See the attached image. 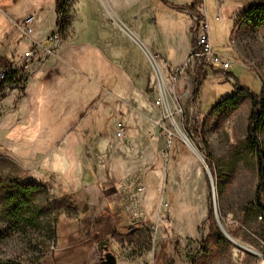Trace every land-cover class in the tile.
Returning a JSON list of instances; mask_svg holds the SVG:
<instances>
[{
	"label": "rangeland",
	"instance_id": "1",
	"mask_svg": "<svg viewBox=\"0 0 264 264\" xmlns=\"http://www.w3.org/2000/svg\"><path fill=\"white\" fill-rule=\"evenodd\" d=\"M69 1L60 35L55 0H0V84L13 78L0 87V264H100L98 245L104 240L118 264H264L259 163L249 140L252 99L223 108L204 130L205 119L238 84L257 95L264 91V25L244 17L257 0H205L214 52L232 68H201L190 54L174 83L176 67L164 71L159 58L162 75L152 66V94L132 91L138 77L130 78L124 64L98 48V39L104 45L116 40V53L128 57V64H150L109 1ZM167 1L176 9L154 0L155 18L174 65L178 52L171 39L176 32L185 35L192 22L185 10L197 0ZM31 16L34 33L27 36L23 25ZM161 85L170 94L168 109L157 105ZM133 97L139 106L131 104ZM172 118L204 161L179 136ZM84 136L83 157L98 167L91 172L115 185L109 189L111 207L90 216L81 214L72 190H62L53 175L81 180L77 169L69 171L68 160L77 163L73 151ZM257 146L264 150V127ZM206 167L226 231L257 254L221 233ZM30 181L46 190L31 207L14 210L12 186ZM217 232L228 242H220Z\"/></svg>",
	"mask_w": 264,
	"mask_h": 264
},
{
	"label": "crops",
	"instance_id": "2",
	"mask_svg": "<svg viewBox=\"0 0 264 264\" xmlns=\"http://www.w3.org/2000/svg\"><path fill=\"white\" fill-rule=\"evenodd\" d=\"M56 1V0H55ZM111 4V7L117 13L119 19L129 27V32L131 33L128 35L130 39L139 47L142 52L145 54L149 61V65L146 68L141 67L134 61L129 60L128 64V57H124L121 54L116 53V47H118V42L113 40L112 42L108 41L109 43L104 45L106 41L102 39H98V48L104 49L108 55H111L114 61L120 62L124 64V69L128 76L135 79L138 77V84L136 89H132V91L140 92L145 91L147 93H155L156 87L153 85L152 82V64L150 62V55H159L162 59V68L164 71H168L171 68L182 66L186 63V59L192 52L195 33H196V23L194 17L198 14V0L194 3L192 9L185 10L186 13H189L192 16V22L187 25L185 30V35L179 34L178 32L175 33L174 40L171 39V45L176 48V52H178V61L173 65L172 62L170 63L168 60V48H167V41L165 40V33L162 30L155 18V11H156V4L154 0H108ZM167 4L170 5L171 9H176L172 7L170 2L167 0H163ZM178 7V6H177ZM184 9V8H183ZM110 12V11H108ZM116 15V14H115ZM114 15V17H115ZM112 16V15H111ZM176 17V15H175ZM177 18V17H176ZM219 18V17H218ZM115 19V18H114ZM138 25V26H137ZM143 28V29H142ZM89 43V42H88ZM87 43V44H88ZM91 44V43H89ZM96 43H92L93 45ZM94 49V47H92ZM110 57V56H109ZM122 57V59H120ZM82 88L79 90L81 93ZM135 97V96H134ZM131 99V104L133 106H139L141 103L138 100H134L135 98ZM117 98V97H116ZM143 101V100H142ZM140 101V102H142ZM151 99H148V104H150ZM144 105V104H143ZM98 109V107H97ZM48 133L47 131H45ZM114 136H111V140ZM87 139L84 136L78 145L80 147H76L74 153V157H76V162L72 160H68L69 162V171L72 172L73 170L77 169V173L81 177V180L78 181V176L73 178L71 181L70 179L61 178V174L54 173L53 175L56 178H60L59 184H62V190H72L75 199L77 200V204L79 206L80 212L83 216H90V214H98V210L100 208H104L105 206L111 207L112 204V192L109 190L110 187L115 189V185L112 181H108L107 183H101L98 178L96 179L95 168L91 162L86 163L85 158L83 157L85 152V143L84 141ZM101 137L98 138V134L94 137V149L96 151L97 159L96 162L98 164V155L100 150V145L102 144ZM106 141H109V136L105 138ZM65 141V140H64ZM64 141L62 143H64ZM114 141V139H113ZM61 144H57L62 145ZM108 145V142H104ZM57 146V147H58ZM56 148V147H55ZM54 148L51 150V152ZM49 153V152H48ZM47 153V154H48ZM44 153V157L46 155ZM49 155V154H48ZM97 166V165H96ZM91 169L93 172H91ZM68 176V175H67ZM75 179V180H74Z\"/></svg>",
	"mask_w": 264,
	"mask_h": 264
},
{
	"label": "trees",
	"instance_id": "3",
	"mask_svg": "<svg viewBox=\"0 0 264 264\" xmlns=\"http://www.w3.org/2000/svg\"><path fill=\"white\" fill-rule=\"evenodd\" d=\"M69 0H56V14L58 16L57 26L60 35L64 34L65 28L63 25V18L66 16V8L69 4ZM246 20L252 23L255 26L264 25V0H257L252 3L248 11L244 14ZM12 75L8 76L5 81L0 84V87L4 89L6 86L12 83ZM15 83V81H14ZM237 92L223 101H221L211 112V114L205 119L204 130H208L209 126L214 122L215 115L217 112L223 108H232L235 109L239 106L240 102L244 97H249L253 102V111L250 117V126H249V140L251 146L257 150L258 163H259V175L260 180L257 188V204L261 208V211H264L263 204V194H264V150L261 147L257 146L258 143V133L264 127V91L261 95H257L252 92L251 89L243 87L240 84L237 85ZM203 142L206 145V148L209 151V143L203 138ZM173 140L171 141V145ZM0 185L1 182H0ZM11 193V202L13 201L14 210H19L22 212L26 208L31 207L35 198L42 192L46 190V187L35 182H28L27 184L15 183L12 186ZM217 238L220 242H228L225 237L217 232Z\"/></svg>",
	"mask_w": 264,
	"mask_h": 264
},
{
	"label": "built area",
	"instance_id": "4",
	"mask_svg": "<svg viewBox=\"0 0 264 264\" xmlns=\"http://www.w3.org/2000/svg\"><path fill=\"white\" fill-rule=\"evenodd\" d=\"M226 0H220L221 3H224ZM198 14L194 17L196 27L195 39L193 44V50L190 56V62L198 61L199 66L201 68H206L207 66L217 67L223 70H230L233 64L227 60H225L222 56H219L214 52V47L212 45V39L210 34V25L207 17L205 0H198ZM219 19V18H217ZM35 21V17L31 16L26 19L23 25V33L27 36H31L34 33L33 24ZM36 52H28L26 54L27 61H31ZM150 61L152 66L156 72H160L162 75V70L159 66L158 59L159 55H150ZM160 60V59H159ZM185 71L183 67H176L172 72V79L174 83L179 81L180 76ZM2 77H6V73L2 74ZM160 99L157 101L158 106H166L168 109V101L170 98V94L167 89L160 86ZM259 218L264 219V211H259Z\"/></svg>",
	"mask_w": 264,
	"mask_h": 264
},
{
	"label": "water",
	"instance_id": "5",
	"mask_svg": "<svg viewBox=\"0 0 264 264\" xmlns=\"http://www.w3.org/2000/svg\"><path fill=\"white\" fill-rule=\"evenodd\" d=\"M201 161H204V159L202 160V158H200L199 156H197ZM206 170L208 171V174L210 176L211 182H212V188H213V200H214V212H215V217L216 220L218 222L219 228L221 230V233L227 237L229 240L233 241L234 243L236 242L231 236L230 234L226 231L219 213H218V208H217V202H216V196H215V188H214V183H213V179H212V174L210 172V170L208 169V167H206ZM238 243V242H237ZM238 245L242 246V247H246L240 243H238ZM111 245L108 241L104 240L101 241L98 245L99 248V252H100V264H118V260L117 257L114 255V253L111 252L110 249Z\"/></svg>",
	"mask_w": 264,
	"mask_h": 264
},
{
	"label": "bare ground",
	"instance_id": "6",
	"mask_svg": "<svg viewBox=\"0 0 264 264\" xmlns=\"http://www.w3.org/2000/svg\"><path fill=\"white\" fill-rule=\"evenodd\" d=\"M169 113H170V110H168ZM170 115V114H169ZM172 121L174 122L175 126H176V129H177V133L179 134V136L182 138V140H184L188 146L193 150V152L199 156L200 158H202V155L198 149V147L195 145V143L193 142V140H191V138L187 135V133L178 125L176 124V121L172 118ZM203 160V158H202ZM216 198H217V195H216ZM237 243V242H235ZM242 247V246H241ZM244 249L254 253V254H257L256 251L248 248V247H243Z\"/></svg>",
	"mask_w": 264,
	"mask_h": 264
}]
</instances>
